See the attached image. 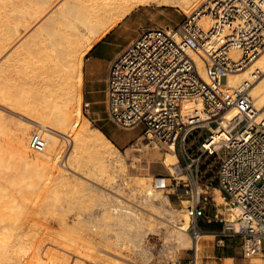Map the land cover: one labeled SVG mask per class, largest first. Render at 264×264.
I'll use <instances>...</instances> for the list:
<instances>
[{"label":"bare ground","instance_id":"6f19581e","mask_svg":"<svg viewBox=\"0 0 264 264\" xmlns=\"http://www.w3.org/2000/svg\"><path fill=\"white\" fill-rule=\"evenodd\" d=\"M199 2L200 0H0V53L20 35L22 36L23 29L30 30L31 26H34V30H30L32 32L29 31L30 35L22 42L32 44V38L36 36L38 31L41 30L42 32L43 27H47L42 32L43 35L41 32L38 34L41 37L40 41L37 39L38 36L34 39L36 46L34 45V51L32 48L31 51L36 57H33V65L30 68L27 67L31 71V75H27L26 82L29 83V88L39 85L48 87V93L42 97L41 101L30 102L28 100L29 88L20 91L13 90L12 86L9 87L11 84L8 82L9 80H4V87L0 86L1 100L8 101L9 105L16 106L24 111L29 119L39 123L36 124L31 120L25 121L23 119L25 122H19L20 126L16 129L13 139H11L15 143V152L19 157L18 159L21 160L22 165L20 167H22L24 173L19 172V176L14 174L15 177L9 180L5 178V176H8L7 172L0 170V264H90L86 260L90 261V257H93V255L84 250L87 244L84 241L81 242V238L75 240L65 234L68 228L74 229L73 225L70 226L68 214H64L68 209L70 211L69 205L71 204L67 205L68 208H65L67 210L58 214V209L60 211L64 208L61 204L62 201L58 198V190L63 185L62 188H64L66 184H69L70 187V184L79 178L75 177L74 173L76 174V172L78 173L77 176L83 175L80 172L88 174L87 176L96 175L100 177L102 173H107L104 176H110V169H112L116 160L120 161L121 155L118 152L119 149L104 131L100 128H92L89 120L81 112L80 102L83 95L82 68L85 59L96 42L109 35L138 6L157 4L158 6L177 7L190 15ZM205 18L203 22L207 26L208 20ZM36 39L38 42L35 41ZM30 40L32 41L30 42ZM40 46L44 48L42 51H39L42 48ZM18 56H16V59L14 58L16 63L13 64L14 66L20 65L22 68V63L28 62L25 61L28 58H25L27 55L23 57L21 53L17 59ZM255 61L256 63H254ZM10 68L11 66H9ZM21 68L20 70H22ZM27 69H24L23 66V71ZM258 70L264 73V52L253 61L252 65H248L241 74L230 73L227 87L239 88L244 86L248 89L252 84H255L254 80L260 77L255 74ZM250 95H252L257 108L260 111L263 110L261 115L264 116V76L253 87ZM183 106L188 110L201 109L203 108V101L197 98L186 99L183 101ZM12 109L15 110V108ZM74 112H77L76 118H74ZM236 114V110L232 109L227 115V119L224 120L225 123H228V119L231 120ZM29 124L38 126L45 133L46 145L42 150L32 148L31 141H29ZM42 130L39 133H43ZM0 136V163H2V159L5 157L2 147L4 146L3 143L6 142L4 139L6 135H3V137L0 133ZM63 138L67 142L71 139L70 141H73V144L71 143L70 150L66 152L65 163L62 162L59 165L57 160L60 154L68 149L66 148L67 144L70 146V141L65 145L66 141ZM220 138L221 135L218 133L216 139ZM215 142L217 141L215 140ZM170 149L175 152H168L164 158V163L172 171L178 160V154L174 146ZM13 158L15 160V157ZM108 179L110 178L108 177ZM101 180L103 178L99 181ZM136 182L145 192L147 196L143 195L145 199L149 198L153 201L154 198L159 197L161 200L164 199L166 203H172L168 195H163V197L159 189L148 184L144 179H137ZM91 186H93L92 188L97 187V185L96 187ZM71 187L73 186L71 185ZM113 191L118 194V191ZM110 192L103 188H97L99 199L97 207L94 209L89 207L90 210L86 212L83 210L86 220L92 222L91 229L87 228L94 234H96V228L94 227L98 224L108 229V232L111 229L114 230L116 238L113 239L110 236L107 241L118 246L129 244L131 241L129 238L134 234L143 238L146 231L142 229L144 217L133 210L129 203H124V200L120 198L121 196L112 195ZM132 198L134 199V197ZM136 199L139 201L138 198ZM74 204L76 203L74 202ZM79 205H75V207L78 206L82 210L83 208ZM234 210L238 212L237 208H234ZM220 214H223V212L221 211ZM50 215L54 217L52 218ZM78 215H81V213ZM95 222L98 224H95ZM55 225H58L60 229L57 230L56 228L55 230ZM174 227L175 239L179 242V245L185 243L182 237L187 234L188 225L184 227L175 225ZM76 231L75 233L78 235ZM127 234L129 235L127 240L125 237L121 239L120 235L127 236ZM103 235L101 236L100 233L98 236L102 239ZM87 238L89 240L88 236ZM46 242L53 246L48 245L47 247ZM197 243L195 242V244ZM138 245L141 246L142 244ZM145 253L148 252L145 251ZM92 259L95 260V257ZM118 259L113 256L105 261L112 260V262L118 264V261H116Z\"/></svg>","mask_w":264,"mask_h":264},{"label":"built area","instance_id":"2783aa9c","mask_svg":"<svg viewBox=\"0 0 264 264\" xmlns=\"http://www.w3.org/2000/svg\"><path fill=\"white\" fill-rule=\"evenodd\" d=\"M263 52L264 0H206L180 24L143 30L113 59L107 77L110 119L123 127L144 125L149 138L175 147L174 169L155 185H183L193 241L203 237L201 218L220 221L219 240L240 237L245 258H264V116L249 89L227 85L230 73ZM191 98L201 99L203 108L186 109L183 101ZM232 109L237 114L225 123ZM30 141L36 150L46 145L38 130ZM213 158L219 163L210 176ZM212 188L221 191L228 218L220 215ZM188 263L198 264L197 255Z\"/></svg>","mask_w":264,"mask_h":264},{"label":"rangeland","instance_id":"374dc122","mask_svg":"<svg viewBox=\"0 0 264 264\" xmlns=\"http://www.w3.org/2000/svg\"><path fill=\"white\" fill-rule=\"evenodd\" d=\"M205 1L206 0H200L199 4L196 7H194V9L191 12H193ZM187 15H189V13L177 7L158 6L157 4L140 5L136 7L131 12V14H129L109 35L103 37L102 39H99L96 42L95 46L97 44H100L101 42L104 43L99 45L95 50H94L95 47L94 46L93 49L88 54L87 58L85 59V64L82 68L83 95L80 102L81 112L83 116H85V118L89 120L92 128H100L101 130L105 131L104 133L107 136H109L112 142L116 145V147L119 149V151L118 150L117 151L121 155L120 161L116 160V162H114L113 164L112 169H110L111 170L109 173L110 176H108L110 179H108L107 176H104V174L107 175V173H102L101 176L98 177L96 175L87 176L88 174L83 172H80L83 174L82 176H80L81 174L77 176L78 173L76 172V174L74 173V175L75 177H79V178H77V180H75L72 184H70V187L69 184H66L64 188H62L64 185L60 187L62 190L61 189L58 190V195H59L58 198L62 201L61 204L64 206V208L62 207L63 210L59 211L58 209V214L63 213L62 211L64 210H67L65 208H68L67 205L71 204L69 205L70 211H68L69 210L68 209L66 212H64V214L66 215L68 214L70 218L69 219L70 226L72 227L73 225L74 229L68 228L65 231V234L67 236L69 235L68 237H71L75 240H77V238H81V242L84 241V243L87 244L84 250L87 251V253H89L90 255H93V257H95V260L92 259L93 257H90V261L86 260L90 264L93 263L115 264L116 262L114 261L112 262V260L105 261L107 258L113 256L114 258H119L118 260H116L118 261V264H121L122 262H124L122 264H189L188 262L195 256V254L197 255L198 264H204L203 257L204 255L207 254V250L210 247V244L207 241H205V239L207 240V239L215 238L214 236H203L199 240V242L195 244V242H193L190 231L187 230V234L183 235L182 237V240L185 243L179 245V242L175 239L176 236H175L174 226L176 225L177 227L180 226L184 227L188 225L189 228L191 224V220L187 212V205L189 203L187 199H189V195L185 194V188L183 187V185L175 186L172 188H157L155 185L157 178L166 177L170 175V168L164 163V158L168 152H175V151H172L170 148L165 147L159 144L158 142H156L155 140L149 138L148 135L145 133L144 125H138L135 127H123L118 125L117 123H115L110 119L107 110L106 74L109 72L108 68L110 65V61L116 55V53L121 49H124L132 40L137 38V36L143 30L157 26H175L177 24H180L187 17ZM42 17L44 18V15ZM31 27L30 30H34L33 29L34 26ZM43 29L45 30L47 29V27H43ZM30 30L23 29L22 36L20 35L14 42L9 44L8 47L0 53V80H1L0 86L1 87H4L3 85H5L4 80H9L8 82L11 84L8 85L9 87L12 86L13 90L15 89L17 91H20L22 89L29 88L30 85L28 82H26V78L27 75H31L30 73L31 71H29L28 69L33 65V61H34L33 57H36V55L33 53L34 51L33 48L36 46L34 39L36 36H38L37 38L38 40L41 39V37H39L40 35H38L41 32L40 30L38 31L36 36L32 38L33 41L30 40V42L32 41V44L22 43L26 39V37L30 35V33L32 32ZM24 33L26 35V36L24 35L25 38H23ZM37 39L35 40L36 42H38ZM24 44L26 45L28 44L29 46L31 45L32 47H29L28 45L26 46ZM31 48L33 49V51H31ZM40 48L41 49H39V51H42L44 49L43 46H40ZM19 50L22 52H20ZM20 53L23 54V57L27 55V57L25 58L28 59H25V61L27 60L28 62H30V63L25 61H24L25 63L21 62L23 64V65L21 64L22 68L20 65L14 66L13 64L16 63L15 62L16 56L18 55L20 56ZM43 53L45 54L44 51ZM10 56L13 57L10 58ZM19 56L17 57V59L19 58ZM254 63H256V61ZM9 66H11L10 69ZM23 66L24 69H27V67L29 68L23 71ZM20 68L22 70H20ZM92 70L95 71L93 75L91 74ZM243 71L244 70H242L237 74H241ZM262 76H264V73H261L260 77L254 80L255 84H252L248 88L249 94L252 93L253 87H255L256 83H258L261 80ZM31 87L32 88H29L30 92H28V100L30 102L41 101L42 97L48 93L47 86L39 85L36 87L35 86L34 87L31 86ZM250 96L252 97V95ZM2 100L0 99V131H1L0 133H2V136L6 135V137L4 138L6 142L3 143L4 146L2 147V150L5 152V157L2 159V163H0V170L3 172H7L6 174L8 176H5V178L11 180L15 177L13 176L14 174L18 175L19 172L24 173V171H22L23 170L22 167H20L22 165L21 160L18 159L19 157L15 152V148H16V146L14 145L15 143H13L14 141L11 140L13 139L12 137H14L15 135L16 129L20 126L19 122H23L24 120L25 121L31 120L36 124L39 123L33 121L32 119H29V116H26L27 114L24 113V111H22L21 109L17 108L16 106H12V104L9 105L10 103L8 104L7 103L8 101L6 102L5 100L3 101ZM12 108H15V110ZM262 112L263 110L260 111L261 114ZM73 115L74 118H76L77 112H74ZM29 126H30L29 141H30L31 134L35 130L39 131L41 128L32 124L31 125L29 124ZM41 130L39 132H41ZM42 134L44 135L45 133L43 132ZM62 135L64 134L62 133ZM65 136L67 137V135ZM199 138L201 137H198V139ZM63 139L64 141H66L65 145L71 140L70 139L67 142L65 138ZM69 143L70 146L68 144H67L68 146L66 145V148L68 149H65L63 154L61 153L60 157L57 160V162H59L58 163L59 165L62 162H64V160H66L65 159L66 152L67 150H70L73 141H70ZM13 157H15V160ZM218 163H219V158H213L210 162H208L207 164V168H209L208 175L210 176L215 175ZM112 172L116 174L114 175ZM93 176L94 178H92ZM99 178L100 179L103 178V180L99 181L100 180ZM137 179L140 180L144 179L145 182L153 185L156 189H159L161 191L159 192L161 193L162 196L168 195L172 203L171 204L166 203L164 199L161 200L159 197L154 198L153 201L149 200V198L145 199V197L147 196L145 192L142 190L139 183L136 182ZM83 180L84 182H82ZM90 181L92 184L90 183ZM112 184L113 186H111ZM71 185L73 187H71ZM91 185H94V187H96L97 185V187L92 188L93 186ZM99 187L105 189L107 192H110L112 190L110 192V194L112 195L117 194V192L115 193L113 190L118 191V194L116 196L119 197L121 196L120 198L124 200V203H129L131 205L130 207L133 210H135L139 215L144 217L142 229L146 231L144 232L145 234L143 238H141V236L139 235L134 234L133 235L134 237L132 236L133 238L132 237L129 238V240H131L129 244H126V246L125 245L118 246L111 244V242L107 241V238L110 236H112L113 239L116 238L115 236L116 233L114 230L111 229L108 232V229H106L104 226L101 227L100 224L96 222L95 224L99 225V226L96 225L94 227L96 228V232H95L96 234H94L91 230H89L91 229L92 222L86 220L87 218L85 217L84 213L87 210H90V208L94 209L97 207V203L99 202L97 196V188L100 189ZM60 191H62L60 193L61 195L59 194ZM211 191L219 203V211L223 212V214L220 215L222 217L228 218L230 216V212L226 211V201L222 198L221 191L214 188H212ZM65 192L66 195L68 196L65 195ZM140 192L142 193V195ZM76 194L78 195L76 196ZM78 196L79 197L81 196V198L79 199ZM132 197H134V199ZM136 198H138L139 201ZM70 199H71V203H70ZM74 202L76 204H74ZM81 203L83 204L81 205ZM150 203H152V205H150ZM75 205H79L83 209L81 208L82 210H80V208L78 206L75 207ZM85 206L87 207V209ZM214 209H215L214 207H211L209 213L214 211ZM79 213H81V215H78ZM50 217L53 218L54 216L50 215ZM200 222H202L203 225L207 224L206 219L204 218H201ZM84 223L86 224L85 225L86 227L84 226ZM54 227L55 230L56 228L57 230L60 229L58 228V225H55ZM74 230L75 231L78 230L76 231L78 235H76ZM78 232L82 235V237L81 235L79 236ZM99 232L101 233V236L105 234L103 235L102 239L100 238V236H98L100 235ZM91 234L92 237L90 238ZM87 236L89 237V240ZM104 236L106 237L104 238ZM128 236H129L128 234L127 236L120 235L121 239L125 237L126 240ZM93 237L97 240H95ZM135 237H137L138 240ZM139 239L141 240V242ZM78 240L80 241V239ZM138 244H142L143 246L142 245L139 246ZM45 245L48 247V245L51 246L52 244L46 242ZM223 247H224V254L230 257L228 259L227 264H257V262L254 260H260L261 264H264V258L261 256H255L252 258H245L243 256L240 237H224ZM145 251L148 253H145ZM100 256L106 259L103 260V258ZM103 261L106 263H104Z\"/></svg>","mask_w":264,"mask_h":264},{"label":"crops","instance_id":"0c3cea01","mask_svg":"<svg viewBox=\"0 0 264 264\" xmlns=\"http://www.w3.org/2000/svg\"><path fill=\"white\" fill-rule=\"evenodd\" d=\"M104 42H101L100 44H97L94 47V50L101 45ZM123 49H121L120 51H118L116 53V55L111 59L110 61V65L111 62L113 61V59L122 51ZM109 65V68H110ZM108 68V71H109ZM95 73L94 70L91 71V74L93 75ZM109 73V72H108ZM108 73L106 74V76L108 77ZM213 206H209L208 208V214L213 215L216 211V209H214V211H212L211 213H209L210 208ZM207 222V221H206ZM201 227L204 230V234L203 236H214V239H205V241H207L210 244V247L207 250V254L204 255L203 257V261L204 264H227L228 259L230 258L228 255L224 254V242L220 241L219 237H218V231L222 228V223L220 221H214L212 223H208L206 225H203L202 222H200ZM257 262V264H261L260 260H254Z\"/></svg>","mask_w":264,"mask_h":264},{"label":"trees","instance_id":"16d2710c","mask_svg":"<svg viewBox=\"0 0 264 264\" xmlns=\"http://www.w3.org/2000/svg\"><path fill=\"white\" fill-rule=\"evenodd\" d=\"M105 132V131H104ZM109 137V136H108Z\"/></svg>","mask_w":264,"mask_h":264}]
</instances>
